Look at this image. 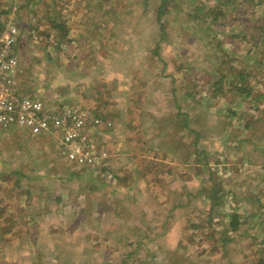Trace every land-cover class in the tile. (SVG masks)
Masks as SVG:
<instances>
[{
    "label": "rangeland",
    "instance_id": "rangeland-1",
    "mask_svg": "<svg viewBox=\"0 0 264 264\" xmlns=\"http://www.w3.org/2000/svg\"><path fill=\"white\" fill-rule=\"evenodd\" d=\"M0 21L20 30L23 94L114 125L99 134L117 178L67 164L56 134L0 129V264H264V2L0 0ZM241 69L251 96L214 91Z\"/></svg>",
    "mask_w": 264,
    "mask_h": 264
},
{
    "label": "built area",
    "instance_id": "built-area-1",
    "mask_svg": "<svg viewBox=\"0 0 264 264\" xmlns=\"http://www.w3.org/2000/svg\"><path fill=\"white\" fill-rule=\"evenodd\" d=\"M19 34L15 22L0 34V129L16 128L33 137L56 134L66 161L93 171L107 183H116L108 152L98 149L89 131L92 122L101 125L103 119L93 118L92 111L80 106L56 100L52 103L21 92L16 81L19 60L15 54Z\"/></svg>",
    "mask_w": 264,
    "mask_h": 264
},
{
    "label": "trees",
    "instance_id": "trees-1",
    "mask_svg": "<svg viewBox=\"0 0 264 264\" xmlns=\"http://www.w3.org/2000/svg\"><path fill=\"white\" fill-rule=\"evenodd\" d=\"M251 1L256 2V4H261V3L264 2V0H251ZM195 10H196V12H197L198 15L201 14V13H203L205 15L212 16V14H213L212 9L209 8V7H207L206 5H202L200 7H196ZM218 16H220V14ZM240 20L244 21L242 18H240ZM247 22L248 21L245 20L243 23L247 25ZM52 28L57 31V35H58L59 38H65V37H67V35H68L67 25L62 20H60L59 18L56 17V18L53 19V21H52ZM2 32H3V29H2V24H1V21H0V34ZM242 39H245V41L246 40H254V39H256L257 40V42H256V45L257 46H259V43L261 42V40L258 41L259 37L254 36L251 33L250 34H247V33L243 34L242 35ZM241 70H242V72L238 71L235 74V77H236V79L238 80L239 83L237 81H233L234 80L233 77H232L233 79L232 78L231 79L228 78L229 77L228 74H227V77L224 76V75H221L220 80L215 85V90L214 91H222V86L225 84V82L228 81L227 83H229L231 85V91L233 90L234 92H236L239 97H244V93H245V91L247 92V88H248L247 83H245L248 75H246V73H245L246 70L245 69H241ZM224 79H225V82H224ZM223 89H224V87H223ZM247 96H251V93L250 92H247ZM95 116L97 118H101L100 115H95ZM101 119H105V118L102 117ZM187 119H188V117H187ZM185 124H186L188 130H190V128H191L190 120H188V121L186 120ZM90 131L92 133H94V131H93V129H91V127H90ZM197 132H198V130H197ZM199 194L204 195V191L202 190ZM207 198H208L207 201L215 200V198L212 197V196H210L209 194L207 195ZM220 200H221V198H218V200L213 204L212 210L215 207H217L219 204H221V201ZM182 206L183 205H181V204L180 205H176V208H179V207H182ZM235 213L236 212L232 213L229 216V220H230L229 229L231 230L230 233H232V234H236L239 231L240 227H241L240 221L238 222V220L240 219V215H237ZM212 214H213V212L211 211L210 214H209V217H208V224H209V228H211V229L215 225L214 218L212 217ZM201 228H203V227L202 226L194 227V230H199ZM226 232H227V230L224 229L223 235L221 237H219V238L216 239L213 236H211L210 238H211V241L216 242L217 245H221L222 251L228 252L229 245H230L231 241H233V239L231 238L230 235L228 236V234ZM182 244L183 243H181V246H182Z\"/></svg>",
    "mask_w": 264,
    "mask_h": 264
},
{
    "label": "crops",
    "instance_id": "crops-1",
    "mask_svg": "<svg viewBox=\"0 0 264 264\" xmlns=\"http://www.w3.org/2000/svg\"><path fill=\"white\" fill-rule=\"evenodd\" d=\"M223 9V8H222ZM223 12L224 11H221V13H214V14H212V16L214 15L215 16V18H216V20L218 21V18H219V14H220V16L223 14ZM236 15V14H235ZM235 15H228L227 16V18H231V17H233V16H235ZM250 15H252V17H254V15L253 14H250ZM250 15H246V17L248 16H250ZM218 16V17H217ZM245 16V15H244ZM243 15H242V17H244ZM236 19H237V17H236ZM245 20H247L248 22H247V25L246 24H243V26H245L246 25V29H244L245 31H246V33L247 34H250L251 32H252V30H253V24L251 23V20L252 19H249V18H245ZM244 20V21H245ZM243 21V22H244ZM242 22V23H243ZM65 23V22H64ZM66 24V23H65ZM250 30V31H249ZM239 34H241V32L240 33H238V35ZM241 38H242V36L241 35H239ZM252 41V40H251ZM141 44H143V42L141 43ZM230 44H232V43H230ZM233 45V44H232ZM224 51H225V49H224ZM228 57V56H227ZM222 64H227L226 62H224V63H222ZM244 68V67H243ZM218 69V68H217ZM216 69V70H217ZM216 70H212V73L215 75L216 74ZM48 99V97H43V100H47ZM52 103H55V101L54 102H52ZM88 109V108H87ZM88 110H90V109H88ZM90 112H91V110H90ZM91 114H92V117L93 118H96V114H94L93 112H91ZM101 116V115H100ZM102 118V117H101ZM104 120V123L103 124H101V125H94V123L92 122V124H91V129H93V131H94V133H92L91 131H90V128H89V131H90V133L93 135H91L92 137V139H94L96 142H97V147H98V149L99 150H106L108 153L109 152H111V150H109L108 148H107V146L109 147L110 145L109 144H106L105 145V143H104V140L105 139H102L101 138V135L99 134V131H106V132H110V131H113L114 130V125L112 124V126H108L107 125V121H109V120H105V119H103ZM109 122H111V121H109ZM98 132H97V131ZM47 137L48 135H42V137ZM50 136V135H49ZM128 150H130V148H128ZM67 164L69 163V164H71L69 161H65ZM73 165V164H72ZM117 180V179H116ZM117 182V181H116Z\"/></svg>",
    "mask_w": 264,
    "mask_h": 264
}]
</instances>
